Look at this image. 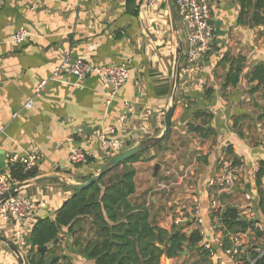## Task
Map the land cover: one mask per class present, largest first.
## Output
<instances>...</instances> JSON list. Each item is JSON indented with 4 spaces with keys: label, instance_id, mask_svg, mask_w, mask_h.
Returning a JSON list of instances; mask_svg holds the SVG:
<instances>
[{
    "label": "crops",
    "instance_id": "0c3cea01",
    "mask_svg": "<svg viewBox=\"0 0 264 264\" xmlns=\"http://www.w3.org/2000/svg\"><path fill=\"white\" fill-rule=\"evenodd\" d=\"M211 1L212 19L227 34L215 31L213 49L200 71L190 75L182 71L171 132L160 146L145 152L151 160L134 163L136 192L131 200L148 207L151 220L159 226L190 233L196 227L190 211L197 199L204 219L200 246L207 243L213 251L209 264H236L229 251L221 249L223 233L212 214L215 190L209 181L219 171L218 161L234 156L241 162L240 184L228 192L226 200L248 221L254 218L245 215L246 210L259 214L255 207L264 194V176L257 182V173L264 166V82L251 80V72L264 63V26L241 25L238 0ZM135 6L138 14L134 15L128 0L2 1L0 154L7 162V169L2 170L10 172L21 159L37 154L34 167L38 176L61 173L71 183H82L85 175L98 172L106 162L99 140L102 132L125 139L128 148L162 133L174 83L175 35L167 2L146 9L143 0H136ZM20 28L29 29L31 36L23 44H14L11 35ZM179 30L183 36L181 27ZM68 54L101 67H129V79L111 105L106 104L107 91L96 73L83 80L67 73L51 78ZM239 60L243 64L239 82L225 87L232 65L234 68ZM43 79H49L48 84L35 95V87ZM33 95L34 104L26 107L27 97ZM75 145L86 150L92 160L71 163L69 153ZM156 164L160 166L153 181ZM66 185L47 178L22 192L38 200L40 217H54L73 194V188ZM35 221L22 223L23 232L10 220L0 224V234L17 242L18 231L26 238ZM65 231L58 244L74 264H95L73 251ZM249 231L251 228L244 232ZM247 246L245 239L244 249ZM188 248L186 254L163 257L162 264L202 263L200 249ZM0 264H18L1 242Z\"/></svg>",
    "mask_w": 264,
    "mask_h": 264
},
{
    "label": "trees",
    "instance_id": "16d2710c",
    "mask_svg": "<svg viewBox=\"0 0 264 264\" xmlns=\"http://www.w3.org/2000/svg\"><path fill=\"white\" fill-rule=\"evenodd\" d=\"M238 1L241 5L239 12L241 25L264 26V0ZM128 5H133V9L130 10L132 14H138L136 0H128ZM261 35L264 40V29ZM242 70L241 60L234 68L232 65L225 87L229 84L236 85ZM251 80L258 81V84L264 82V63L255 66L251 72ZM212 94V89H209L207 96L210 97ZM199 129L200 127L194 128V130ZM145 152L113 166L98 180L83 189H72L66 185L73 190V194L56 211L54 217L36 219L25 238V245L21 246L29 264H74L72 257L64 252V248L54 243L64 229L71 239L70 246L73 251L81 252L95 264H162L164 256L174 258L180 256L186 246H200L202 235L197 228L192 229L190 233L181 228L169 231L151 220L148 207L132 202L131 197L136 192L137 173L134 163L153 158H146ZM230 158L234 167L241 165L234 156ZM91 160L89 156L88 162ZM93 174L88 173L81 182L87 181ZM10 175L13 179L23 182L37 177L38 170L34 167L25 171L24 167L18 164L10 168ZM263 176L262 164L257 173L258 184ZM227 195L228 192L219 197L226 205L223 211L213 212L221 223L223 233L221 249L224 253L234 248L233 236L241 232L240 220L246 218L233 206L227 208L230 205L226 200ZM255 208L264 218L263 193ZM248 228H251L253 234L246 249L240 251L238 255L239 264H264V253L260 254L256 250L264 249V229L256 227V223H249L245 231ZM46 245L48 248L45 251L38 250V247ZM198 249L202 263L195 260L192 264H209L212 258L211 251L204 246ZM57 256H60V260L52 261Z\"/></svg>",
    "mask_w": 264,
    "mask_h": 264
},
{
    "label": "built area",
    "instance_id": "2783aa9c",
    "mask_svg": "<svg viewBox=\"0 0 264 264\" xmlns=\"http://www.w3.org/2000/svg\"><path fill=\"white\" fill-rule=\"evenodd\" d=\"M3 0H0V4ZM166 0H143V5L146 9H157ZM177 10L178 23L181 25L183 34V64L181 68L186 75L201 70V64L207 55L212 51L215 42V27L210 23L213 18V9L211 0H175ZM34 6H32L33 8ZM31 36V32L27 28H20L11 35V40L14 44H23ZM71 74L77 80L85 79L90 73H96L100 76L104 83V88L107 91L106 104L111 105L117 97L120 88L127 82L130 76L129 67L126 64H111L104 67L94 65L85 57H77L73 59L69 54L65 55L63 61L56 66L51 78H60L63 74ZM49 79L41 80L35 87V95L40 94L47 86ZM34 104V95L27 97L26 107H31ZM114 129H111V133ZM102 152L105 155V160L116 156L117 154L128 149V142L119 137L110 135L104 131L99 135ZM89 153L82 147L75 145L69 153V161L73 164H84L88 161ZM38 160L37 154H30L28 157L21 159L19 162L28 171L36 165ZM16 161V159H14ZM218 173L211 178L209 186L215 190V196L212 198L211 207L212 214L220 213L226 207L220 200V195L223 193L235 190L240 184L241 165L234 167L230 157H222L218 161ZM21 183L13 179L10 172L4 171L0 167V198L8 193L12 187ZM40 204L38 200L27 196L25 193L18 192L15 195L7 198L0 203V224L7 223L13 220L17 226L23 229L22 223L29 219H34V216H39ZM250 218H257L254 210L248 209L244 213ZM219 225V217L214 215ZM190 219L196 224V227L201 235L203 234L204 219L200 213V205L197 199H194L191 205ZM256 227L264 229L262 221L256 222ZM24 232V229H23ZM19 237L17 243L25 245V233L18 231ZM252 231H241L233 236L234 248L229 250L233 260L239 264L238 255L244 250V241L249 243ZM204 248L209 249L213 253L209 244L205 243ZM260 254L264 253V249H256Z\"/></svg>",
    "mask_w": 264,
    "mask_h": 264
},
{
    "label": "water",
    "instance_id": "95a60500",
    "mask_svg": "<svg viewBox=\"0 0 264 264\" xmlns=\"http://www.w3.org/2000/svg\"><path fill=\"white\" fill-rule=\"evenodd\" d=\"M166 1H167V5L169 8L170 21H171V25H172L174 35H175V40H176V55H175V63H174L173 90H172V94H171V97L169 100V104L165 110V127H164L162 133H160L159 135L147 138V139L143 140L142 142H140V143H138L132 147H129L125 151H123V152L117 154L116 156L108 159L101 166V168L98 170V172L94 173L85 182L71 183V182H69L67 177L61 173H51V174L41 175V176L34 177L32 179L23 181V182L15 185L14 187H12V189L8 193H6L3 197L0 198V203L5 201L7 198L15 195L16 193L23 191L26 187H28V186H30V185H32V184H34L40 180L47 179V178L59 179L73 189H83V188L87 187L88 185H90L92 182L98 180L105 172L110 170L113 166H115V165L137 155V154L143 153V152L155 147L157 144L162 142L170 134L171 129H172V118H173V114H174L175 106H176L177 92L179 89V84H180V79H181V68H182V60H183L184 42H183V36L181 35L180 30H179L175 0H166ZM210 23L216 26L215 31L217 32L218 35L224 36L227 34L225 31L220 30V28H219L220 24L215 22L213 19H211ZM220 41H222V39H220ZM159 166H160L159 164L155 165L154 175L152 177L153 181L155 180V177L158 174ZM0 167L4 170L7 169V162H6V157L4 154H0ZM248 186H250V185H248ZM230 207H231V205H228L227 208H230ZM34 218L39 219L41 217L40 216H34ZM262 220L263 219H262L260 214L257 215V218L250 220V221H248L246 219L240 220L241 231H245V229L249 223H256V222L262 221ZM59 238L55 239L54 243H58V241L60 240ZM0 242L3 243L15 255L19 264H29L27 257H26V254L23 252L21 246L17 242H15L14 240L9 239L8 237L1 235V234H0ZM199 247H200L199 245L189 246L188 249L193 250V249L199 248ZM47 248H48V246L46 245L43 247H38V250L45 251ZM182 253L186 254V253H188V250H184ZM164 257H166V256H164ZM55 260L59 261L60 256H57L54 259H52V261H55Z\"/></svg>",
    "mask_w": 264,
    "mask_h": 264
},
{
    "label": "rangeland",
    "instance_id": "374dc122",
    "mask_svg": "<svg viewBox=\"0 0 264 264\" xmlns=\"http://www.w3.org/2000/svg\"><path fill=\"white\" fill-rule=\"evenodd\" d=\"M179 27H181L180 23H178ZM19 264V263H18Z\"/></svg>",
    "mask_w": 264,
    "mask_h": 264
}]
</instances>
